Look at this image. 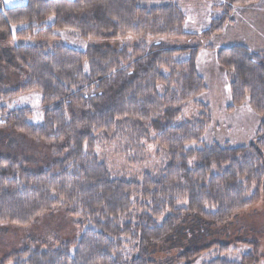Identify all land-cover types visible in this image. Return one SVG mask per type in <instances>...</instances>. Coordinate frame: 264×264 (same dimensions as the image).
<instances>
[{"label": "trees", "instance_id": "trees-1", "mask_svg": "<svg viewBox=\"0 0 264 264\" xmlns=\"http://www.w3.org/2000/svg\"><path fill=\"white\" fill-rule=\"evenodd\" d=\"M258 1L222 0L215 6L220 15L197 34L185 32V17L171 0L147 8L137 0H25L0 11V34L22 25L15 33L19 38H50L67 30L81 38L155 40L132 48L11 49L9 67L15 66L22 82L0 90V102L37 92L43 117L34 125L27 121L28 108L0 106V127L50 145L55 159L46 169L32 170L30 160L0 156V224L26 226L63 207L83 226L73 242H27L2 264H153L156 254L176 244L174 237L180 242L189 233L185 223L191 218L220 227L264 199V51L243 45L217 50V63L229 79L227 113L244 105L259 121L247 145L205 144L210 112L199 97L207 88L195 69L204 45L178 42L208 41L232 23L235 8ZM160 37L177 42L164 44ZM189 104L198 114L179 120ZM127 135L134 144L157 143L165 153L162 167L140 180L113 176L95 156L96 143ZM234 242L252 250L231 260ZM258 248L253 240H213L185 248L174 261L193 264L206 257L202 264H264Z\"/></svg>", "mask_w": 264, "mask_h": 264}, {"label": "rangeland", "instance_id": "rangeland-1", "mask_svg": "<svg viewBox=\"0 0 264 264\" xmlns=\"http://www.w3.org/2000/svg\"><path fill=\"white\" fill-rule=\"evenodd\" d=\"M190 1L193 2V8L200 10L196 0H180L179 7L181 11L187 13L186 8L192 11ZM163 3H165V0H137V5L144 8ZM6 7L3 3H0V11ZM191 14L189 15L193 16ZM239 14L243 19L242 23L245 25L242 38L247 48L251 52H263L264 1L255 10H251L247 14L246 12H239ZM189 15L186 14L187 24L190 28L185 27V29L187 31H197L199 28L194 24L193 18V22H190ZM52 21V17L47 20L48 23ZM249 23H252V28L250 29H248ZM23 27L22 25L11 26L7 32L0 34V90L12 89L22 82V75L16 72L15 66L9 67L11 49L18 45H42L48 47L64 45L78 50H85L90 46H127L130 48L139 45L149 46L155 41L144 36L135 37L132 35L118 36L111 39L94 36L81 38L73 36L67 30L54 31V36L50 38L42 36L32 37L26 33L22 38L16 37L15 33L17 30ZM158 40L168 45H173L175 44L174 42H177L169 37H160ZM203 40L198 38L185 43L183 39L180 41L178 39V42L188 45L210 43L213 47L218 48L229 41L226 36H216L202 42ZM202 68L207 69V66ZM209 74L210 76L206 81L207 91L199 97L200 101L208 105L210 112V124L203 135L205 144L216 142L219 144L228 143L230 146L247 145L255 135L259 121L258 116L248 106L244 105L235 108L232 113H227L226 106L230 101L229 79H227L225 84L219 80L213 71H210ZM0 106H4L7 110L26 107L31 112V116L27 119L29 123L38 125L42 122L40 95L37 92L23 93L9 101L2 100ZM198 112V108L189 104L183 110L179 120H188L196 116ZM94 154L99 161L106 163L108 171L113 176L136 177L139 180L145 173L159 170L165 162V153L157 143L148 142L144 139L134 144L128 135L115 136L112 139H99L96 143ZM0 156L30 160L32 162L31 169L39 170L49 167L55 159V151L50 145L31 141L25 135L16 133L11 127L4 125L0 127ZM191 221L192 223H189L190 221L185 223L190 225L187 228L189 233L180 242L179 238L174 237L172 241L176 244L174 246L171 244L166 253L156 254L153 264H178L174 261L177 253L185 248L199 246L213 240L222 242L236 239L253 240L259 246V253L264 255V199L245 211L236 214L220 227H214L200 219L193 220L191 218ZM82 226L81 220L70 215L63 207H55L26 226L0 224V264L12 253L21 250L27 242L34 241L42 244L73 242L80 236ZM251 250L252 246L250 244L234 242L227 258L238 260L242 253H247ZM206 260V257L198 258L193 264H202ZM7 264H11V262ZM256 264L263 263L257 262Z\"/></svg>", "mask_w": 264, "mask_h": 264}, {"label": "crops", "instance_id": "crops-1", "mask_svg": "<svg viewBox=\"0 0 264 264\" xmlns=\"http://www.w3.org/2000/svg\"><path fill=\"white\" fill-rule=\"evenodd\" d=\"M263 1L264 0H259L257 3H255L253 5L235 8L233 10L232 15H231L232 23L227 24L222 32H220L219 34L212 37V38H214L216 36L217 37H225L226 36L229 41H227L226 43H223V45H221V47H218V48L213 47L210 43H206L210 47H207L206 44H203L204 46H202L199 49L197 56H196V60H195V69H196L197 74L204 79L205 84H206L207 79L210 76V74H209L210 71H213L217 75L219 80L222 83L226 84V81L228 79L227 73L225 72V70H223L218 65L217 59H216V52L218 49H220L222 47H227V46H231V45H243V46L247 47L244 39L242 38V33H243V31H245V28H244L245 25L242 23L243 19H242V17H240L239 12H242V13L246 12V14H247V12H250L251 10H255L256 7H258L259 5H261V3H263ZM0 2L3 3L7 7H12V6H16L19 4H23L25 2V0H8L7 3L5 2V0H0ZM171 2L181 10V8L179 7L180 0H171ZM221 2H222V0H196L197 5L200 7V10H198L197 8L196 9L193 8V2L190 1L192 11H190L189 8H186L187 13L181 11L185 17L184 25H183L185 32L189 33V34H197L198 32L200 33L201 31L206 29L208 27L211 19L218 17L220 15V11L215 9V6L219 5ZM186 14L193 15V16L189 15V20H190V22H193V21L195 22L194 24H196V27L199 28V29H197V31H195V30L187 31L185 29V27L190 28V26L187 24L188 22H187ZM245 16H247V15H245ZM192 18L194 19L193 21H192ZM250 28H252V23L248 24V29H250ZM206 66H207V69L206 68L201 69V67H206ZM206 88H207V84H206ZM206 91H207V89H206Z\"/></svg>", "mask_w": 264, "mask_h": 264}, {"label": "snow or ice", "instance_id": "snow-or-ice-1", "mask_svg": "<svg viewBox=\"0 0 264 264\" xmlns=\"http://www.w3.org/2000/svg\"><path fill=\"white\" fill-rule=\"evenodd\" d=\"M5 2L7 3V2H8V0H5Z\"/></svg>", "mask_w": 264, "mask_h": 264}]
</instances>
